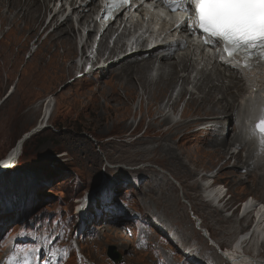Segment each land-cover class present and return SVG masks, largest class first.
Here are the masks:
<instances>
[{"label": "rangeland", "instance_id": "rangeland-1", "mask_svg": "<svg viewBox=\"0 0 264 264\" xmlns=\"http://www.w3.org/2000/svg\"><path fill=\"white\" fill-rule=\"evenodd\" d=\"M37 1L43 20L45 6L43 0ZM46 1L51 9L55 0ZM13 15L2 10L0 16V160L18 139L35 133L25 142L16 166L1 171L5 174L0 175V263L7 257L22 262L24 250H30L32 264L57 256L63 257V264H82L83 260L87 264H113L106 252L114 248L122 258L120 264H228L220 261L219 251L237 252L231 246L243 227L236 211L229 217L225 205L233 208L251 197L264 199V190L242 183L246 174L239 167L245 152L239 153L238 164L229 162L222 171L228 175L223 177L219 166L225 160L214 159L216 151L211 153V149L203 148L208 156L189 146L190 161L181 155L193 172L190 174L170 160L172 154L154 152L155 143L131 146L132 140L148 131L150 119L147 105L140 103V91L129 101L120 87L107 85L110 74L115 75L120 66L107 76L96 73L78 79L74 63L77 48L67 55L65 49L52 44L49 35L44 37L52 30L47 28L43 34L44 22L32 32V26L25 27L23 22H5V16L12 21ZM70 66L74 68L68 72ZM207 70L206 75L214 81L219 74L228 76L221 68ZM98 83L104 94L96 89ZM107 93L111 109L106 106ZM50 97L55 100L54 111L46 127L38 130ZM188 98L186 95L183 101ZM202 117L212 118L201 115L186 120L196 122ZM192 127L187 132L198 131L200 141L212 140V133L204 136L199 131L202 127ZM228 127L226 124L223 129L226 143L232 136ZM168 129L163 125L162 131ZM149 135L145 136L148 140L153 138ZM166 143L175 148L170 138ZM174 153H184V149ZM150 158L156 162L147 161ZM206 176H216L218 186H224L222 192L228 193V202L219 209L204 202L201 179ZM194 217L201 221L200 227ZM105 224L111 226L96 232ZM208 235L212 241L224 242L221 250L212 246Z\"/></svg>", "mask_w": 264, "mask_h": 264}, {"label": "bare ground", "instance_id": "bare-ground-1", "mask_svg": "<svg viewBox=\"0 0 264 264\" xmlns=\"http://www.w3.org/2000/svg\"><path fill=\"white\" fill-rule=\"evenodd\" d=\"M58 1L59 0H55V3ZM67 5L72 6L73 10L63 22H60V20H57V18L59 16L60 18L63 17L64 13L66 12ZM95 5V1H90L86 5V7L79 6L78 0L61 1L60 9L57 12L54 11L51 17V21L43 30V34L47 28L48 30L52 28V30L47 34V36L49 35L48 37H51L52 44H55L59 48L65 49L67 55H71L73 52L75 53L76 36L78 35L80 30L89 27L92 23L91 15L95 10ZM43 6H45L46 11L44 12L45 16H43L42 20L40 15V13H42L41 6L39 5L37 0H0V16L2 10H6V14L11 15L14 13L12 21L9 20V17L5 16V22L14 25L23 22L24 24H26L25 27L32 26L31 28H29L30 31L36 32L43 22V27L45 26L47 14L51 16V11H53L55 7L53 6L52 9H50L49 4L46 0H43ZM73 17H75V23L72 21ZM111 33L112 28H109L105 31V34L99 46L98 56L102 57V55L104 54L105 42ZM88 45L89 43L87 42V46ZM177 47H179V45H177L176 48ZM116 49L117 48L111 49L108 55L110 57L114 56ZM156 55L157 52L140 53L138 55L125 57L122 60L111 63L106 68H102L96 71V73L106 74L107 76L112 72L113 68H118L120 66L118 72L115 75L112 73L110 74V80L108 81L107 85H109L111 89H113V87H120V89L123 90L125 95L128 97L129 101H132L135 96L139 95L140 91L139 96L142 97L140 103H145L147 105V117L150 119V125L148 127L149 129L148 131L144 132V134L140 138L132 140L130 142V145L133 147H147L152 143H155V147L152 148L154 152L160 150L169 153L170 155L172 154L170 156V160L177 162L181 168H183L185 171L188 170L190 174H193V172H191L187 168V165L182 161L181 155H184L186 160L190 161L191 158L189 156V152L191 148H189V146H191L194 151L200 153L203 152L202 154H207L208 156L210 154L208 153V151L203 150V148L205 147L207 149H211V153H214L216 151L213 154L214 159H219V161H221L222 159L225 160L223 162V165L219 166V173L223 177H227L228 175L222 171H224V169L229 165L230 161L233 160L236 165L241 160V155L239 156V153L242 150L245 153L242 154L244 155V158L239 169L246 174V179L250 178L249 181H246L245 179L244 181H242V183L250 182L252 185H254L255 189L264 190V156H260L254 151L251 135L249 136L245 132V124L243 120H241L242 116H244L245 119L249 120H252L253 117L257 115V113L260 116V109L262 107L261 105L262 103H264V91L256 88H251L252 94L245 93L241 75L235 70L229 69L225 64H222L219 67L229 72V76L223 77L219 74L217 76V80L215 81L211 76L206 75V72L202 71L200 73V77L195 81L193 86L196 93H190L189 98L185 103V107L181 114V121L176 123L174 126H170L167 131H162L163 125H168L170 123L169 119L167 118L168 113L173 112L175 115L178 114V108L181 102H183V100L186 98L187 92L184 86L187 84V77L182 76L181 74L188 72L190 60L187 56L175 57L173 53H170L169 55L157 60ZM77 57L78 54L75 59ZM155 65L156 69H154ZM72 68L74 67L70 66L67 69L68 72H71ZM153 70L156 71V75H154L155 73L151 75ZM75 71H77V66ZM96 73H94L93 75H95ZM115 81H118L119 85L115 86ZM99 84L100 83L95 85L96 89L99 90L98 92L104 94L105 90L101 89L99 87ZM177 86H179V89L176 91ZM91 91L93 90L91 89ZM174 92H176V94ZM244 94H246V96L242 99V95ZM109 97L110 95L107 93L105 96V101L107 102V108L111 109V105H109ZM239 100L243 105L240 106ZM54 101L52 97L48 98L43 111L40 127L43 125L47 116L49 119H51L55 107ZM117 101L121 100L117 99ZM232 103L235 104L232 105ZM228 109L230 111V115L227 116L226 111H228ZM201 115L209 116L210 118H212L207 120L203 119L202 117L201 119L196 120V122L186 120V118L188 117ZM226 124L229 125L228 131L232 133L230 142L227 143L225 140L226 137L223 134V129L225 128ZM192 126L202 127V129H200L199 131L203 132L204 136L212 133V140L204 143V139L200 141L198 137V131L188 133L187 131L193 129ZM117 128L119 127H116L115 129ZM120 128H125L126 130L129 129V127L126 126H122ZM148 134H150L153 138H151L150 140L145 138V136H147ZM191 136L195 139L192 140ZM22 138L18 139L13 147L0 160V175H3L5 172H7V168H14L20 160L23 153V145L25 144V142H21ZM167 138H170V140H172L175 148L169 145V143H166ZM199 141L203 143H199ZM227 146H229V150L227 149ZM219 147H223L224 149H217ZM231 147L239 149L238 153L229 155L228 152L231 150ZM179 148L184 149V153H174L175 149L179 150ZM226 154H228V158L225 157ZM147 161L156 162L154 158H150ZM235 165H233L232 168H238V166ZM215 166L218 167L217 164ZM3 169L7 170L5 172H1ZM208 179L209 176L206 178H202L201 181L206 182ZM241 180L242 178L239 179V182H241ZM204 190L205 197L209 198L210 201H217L218 198H220L219 195H221L222 192L219 187L213 188L212 186L205 188ZM224 198L225 197H223L222 200L218 201L217 204H220V202L223 201ZM256 218L257 221L251 237L258 236V240L260 236L262 238V241L264 242V216H262L261 212H258L256 213ZM110 226L111 225L107 224H105L103 227L99 226L96 232L106 230V228ZM209 240L212 241L210 237ZM251 241L252 238H250L249 241H245L244 248L245 246L249 245ZM212 242L215 247H219V250H221L220 245L224 242ZM242 246L243 245H241V247ZM249 252L250 251H248L247 254H245L244 252L240 257L233 256L235 253H237L235 250L230 253L224 252L226 256L222 255L220 257V261L223 262L222 259L228 258L227 260H229L232 264H264V258L261 257L260 254L257 258H255L249 256ZM65 253H67V251ZM29 260L30 264L34 263L31 259ZM61 261L62 264L63 262H65L63 257L61 258L60 256L58 258L57 256L56 258H51L47 261L44 260L40 264H61ZM6 263L21 264V260L15 259L14 261H12L10 257H7V259L2 261V263L0 264ZM216 263H218V261Z\"/></svg>", "mask_w": 264, "mask_h": 264}, {"label": "snow or ice", "instance_id": "snow-or-ice-1", "mask_svg": "<svg viewBox=\"0 0 264 264\" xmlns=\"http://www.w3.org/2000/svg\"><path fill=\"white\" fill-rule=\"evenodd\" d=\"M127 4L129 0H121ZM156 2V0H153ZM171 11H184L177 29L205 38V43L222 45L221 60L239 69L264 67V0H162ZM225 54L227 60H225ZM240 57V61L236 60ZM252 133L264 138V106ZM264 143V139L261 141ZM29 251L24 250L21 264H30ZM34 251V250H33ZM16 255V253H14ZM51 255L55 257L56 252Z\"/></svg>", "mask_w": 264, "mask_h": 264}, {"label": "water", "instance_id": "water-1", "mask_svg": "<svg viewBox=\"0 0 264 264\" xmlns=\"http://www.w3.org/2000/svg\"><path fill=\"white\" fill-rule=\"evenodd\" d=\"M31 135V133L27 134L26 136H24L21 139V142H25L29 136ZM107 255L115 262L118 263L120 261V257L118 255L115 254V249L114 248H109Z\"/></svg>", "mask_w": 264, "mask_h": 264}, {"label": "trees", "instance_id": "trees-1", "mask_svg": "<svg viewBox=\"0 0 264 264\" xmlns=\"http://www.w3.org/2000/svg\"><path fill=\"white\" fill-rule=\"evenodd\" d=\"M25 145V144H24ZM24 145H23V147H24ZM23 154V153H22ZM22 157V156H21Z\"/></svg>", "mask_w": 264, "mask_h": 264}]
</instances>
